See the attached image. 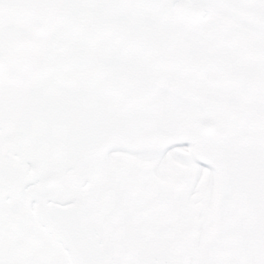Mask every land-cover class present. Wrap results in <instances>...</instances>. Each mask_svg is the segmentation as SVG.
<instances>
[{"label": "rangeland", "instance_id": "obj_1", "mask_svg": "<svg viewBox=\"0 0 264 264\" xmlns=\"http://www.w3.org/2000/svg\"><path fill=\"white\" fill-rule=\"evenodd\" d=\"M177 1L2 0L0 99L54 113L48 175L84 171L115 264H264V37Z\"/></svg>", "mask_w": 264, "mask_h": 264}, {"label": "flooded vegetation", "instance_id": "obj_2", "mask_svg": "<svg viewBox=\"0 0 264 264\" xmlns=\"http://www.w3.org/2000/svg\"><path fill=\"white\" fill-rule=\"evenodd\" d=\"M181 1L178 0L177 4ZM189 1L202 8L204 15L200 20L181 15L176 9L177 4L175 11L191 21L207 22L210 29L206 36L219 32L225 37L240 39L264 37V0ZM5 11L6 7L0 0V20ZM1 26L0 22V29ZM259 40H256L257 45L264 47V43ZM33 47L34 42L28 38H22L15 44V50ZM5 66L6 61L0 54V69ZM12 102L7 100L2 105L0 99V264H50V252L54 264H65L66 251L62 245L52 241L51 251L50 235L36 217L37 203L34 199L44 196L49 203L58 205L81 203L74 193H70L69 183L79 188L69 176L66 185V179L60 174L48 175L46 170L47 149L54 145L60 154L62 145L61 140L48 135L53 130L50 118L55 117L54 113L13 109L15 106ZM73 170L80 172L79 178L86 177L87 187L89 178L84 171L79 166ZM13 175H17L18 179ZM85 208L93 228L111 256L108 241L97 219Z\"/></svg>", "mask_w": 264, "mask_h": 264}, {"label": "water", "instance_id": "obj_3", "mask_svg": "<svg viewBox=\"0 0 264 264\" xmlns=\"http://www.w3.org/2000/svg\"><path fill=\"white\" fill-rule=\"evenodd\" d=\"M176 9L181 15L195 20L204 15L202 8L194 6L189 0L179 2ZM79 173L73 170L69 178L77 188L82 189L87 181L86 177L79 178ZM13 177L18 179L17 175ZM34 201L37 203L36 217L52 239L62 245L72 264H115L93 228L84 205L79 202L69 205L49 203L44 196Z\"/></svg>", "mask_w": 264, "mask_h": 264}]
</instances>
